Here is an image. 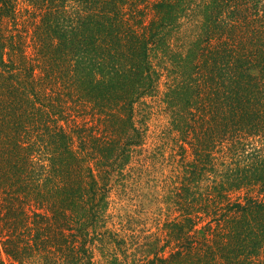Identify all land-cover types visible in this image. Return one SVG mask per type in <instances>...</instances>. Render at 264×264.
Returning <instances> with one entry per match:
<instances>
[{"label":"trees","instance_id":"16d2710c","mask_svg":"<svg viewBox=\"0 0 264 264\" xmlns=\"http://www.w3.org/2000/svg\"><path fill=\"white\" fill-rule=\"evenodd\" d=\"M0 264H264V0H0Z\"/></svg>","mask_w":264,"mask_h":264},{"label":"rangeland","instance_id":"374dc122","mask_svg":"<svg viewBox=\"0 0 264 264\" xmlns=\"http://www.w3.org/2000/svg\"><path fill=\"white\" fill-rule=\"evenodd\" d=\"M153 119H154V120L151 122L152 125H155V124H157V123H158V124H161L160 121L156 120L155 118H153ZM152 128L155 129L156 127L153 126ZM131 197H133V196H131ZM124 203H125V202H124ZM124 203H123V204H118V205H117L116 212H117V210H119V208H120L121 206L125 207Z\"/></svg>","mask_w":264,"mask_h":264}]
</instances>
